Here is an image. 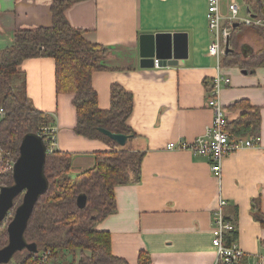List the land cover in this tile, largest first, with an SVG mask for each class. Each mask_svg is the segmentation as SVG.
Instances as JSON below:
<instances>
[{
    "label": "crops",
    "instance_id": "obj_1",
    "mask_svg": "<svg viewBox=\"0 0 264 264\" xmlns=\"http://www.w3.org/2000/svg\"><path fill=\"white\" fill-rule=\"evenodd\" d=\"M52 1L0 0V50L11 44L17 30L51 26ZM230 1L220 5L225 17ZM65 14L87 40L107 47V68L93 74L100 108L109 109L114 84L134 97L126 146L145 152L141 181L115 188L117 209L97 226L110 232L113 253L128 264H139L142 251L153 264H214L212 214L222 196L228 200L224 213L236 225L233 242L245 252L243 262L264 264V222L256 216L264 218L262 66L248 73L237 65L218 69L217 58L208 52L207 0H81ZM158 32L188 34L183 64L141 67L140 36ZM237 45L242 52L244 46L252 48L247 57L258 51L249 40ZM18 71L14 87L35 108L54 116V149L71 155L72 176L94 167L96 153L112 147L76 133L73 95L56 90L55 59L29 58ZM219 71L231 77L219 95L229 121L242 114L243 109L231 108L242 99L261 112L259 145L229 155L221 180L211 172L207 156L167 147L172 140L205 134L214 118L208 94Z\"/></svg>",
    "mask_w": 264,
    "mask_h": 264
},
{
    "label": "trees",
    "instance_id": "obj_2",
    "mask_svg": "<svg viewBox=\"0 0 264 264\" xmlns=\"http://www.w3.org/2000/svg\"><path fill=\"white\" fill-rule=\"evenodd\" d=\"M79 1L53 0L51 26L17 30L11 44L0 50V106L6 110L5 117L0 121V187L13 183V170L3 172L1 162H9V159L16 161L26 134H41L47 147L51 146L49 135L41 129L55 125L54 116L35 108L26 96L21 98L13 85L19 65L26 59L37 56L55 59L56 90L58 94L73 95L77 113L76 133L100 139L112 149L97 152L94 167L76 176L71 174L70 154L57 149L48 152L45 171L49 187L35 204L25 231L26 239L36 243L38 251L32 253L25 250V256L15 264H128L124 258L113 253L110 232L99 230L97 226L117 209L115 188L141 181L145 152L120 146L99 130L103 127L131 137L132 130L127 120L133 110L134 97L123 86L114 84L110 91L109 109L100 108L93 74L107 68L104 58L108 50L106 46L87 40L83 31L68 21L65 11ZM243 1L248 14L264 15V0ZM246 27L249 26L238 23L234 29L230 37L233 51L223 56V66L237 65L250 72L264 66V48L247 58L243 57V61L239 60L241 51L237 50L234 35ZM252 27L264 37V28ZM231 108L243 109L236 119H227V129L232 136L259 138L260 109L246 99L237 101ZM81 194L87 196L84 208L77 205ZM253 207L258 209L255 201ZM256 216L264 222L259 214ZM236 239L237 230H234L227 235V244ZM8 241L7 224L2 222L0 248ZM46 252H50L47 259L44 258ZM139 264H153L147 252L140 253Z\"/></svg>",
    "mask_w": 264,
    "mask_h": 264
},
{
    "label": "built area",
    "instance_id": "obj_3",
    "mask_svg": "<svg viewBox=\"0 0 264 264\" xmlns=\"http://www.w3.org/2000/svg\"><path fill=\"white\" fill-rule=\"evenodd\" d=\"M222 0H207V22L211 34V42L208 46L210 55L215 56L218 60V69L223 68L222 58L226 54L227 40L230 39L236 24L243 23L246 26H255L264 28V15L257 16L248 14V17L240 20V4L236 0L229 2L230 14L225 17L220 11ZM155 66H161L159 61H155ZM213 78L212 87L208 94V106L214 112V118L211 125L207 128L205 134L198 136L194 140H172L167 144L169 149L188 151L193 155L207 156L213 175L220 179L223 177L224 160L231 154L242 148H252L259 145V138L254 137H235L227 129V115L222 106L219 95L222 87L231 83L229 75L221 74ZM6 110L0 106V121L5 117ZM44 134L49 135L51 146L48 152L54 150L56 141V126H46L41 129ZM14 165V163H13ZM13 168V166H12ZM3 170L5 168H2ZM228 204L226 198L220 197L217 207L212 214V244L216 250V260L214 264H232L241 262L245 252L238 247L236 242L230 245L226 244L227 235L236 230L235 223L226 217L224 207ZM50 252L44 254L47 259Z\"/></svg>",
    "mask_w": 264,
    "mask_h": 264
},
{
    "label": "water",
    "instance_id": "obj_4",
    "mask_svg": "<svg viewBox=\"0 0 264 264\" xmlns=\"http://www.w3.org/2000/svg\"><path fill=\"white\" fill-rule=\"evenodd\" d=\"M237 26V24H236ZM140 65L143 68L155 66L158 60L160 65L183 64L188 58V34L186 32H158L155 34H142L140 36ZM244 56L252 52V48L243 47ZM233 51L230 39L227 40L226 53ZM248 73V70H243ZM99 130L116 141L120 146H125L130 136L121 132H113L100 127ZM48 147L41 134H26L20 145L19 156L13 165V183L0 187V223H2L10 210L15 208L12 220L8 223L7 230L9 241L0 248V264H7L17 252L28 250L32 253L38 251L34 242H28L25 231L29 219L39 198L47 191L49 179L46 175L45 165ZM22 196V201L16 206V198ZM87 196L81 194L77 198V205L84 208ZM232 264H244L234 262Z\"/></svg>",
    "mask_w": 264,
    "mask_h": 264
},
{
    "label": "rangeland",
    "instance_id": "obj_5",
    "mask_svg": "<svg viewBox=\"0 0 264 264\" xmlns=\"http://www.w3.org/2000/svg\"><path fill=\"white\" fill-rule=\"evenodd\" d=\"M239 4L241 6L240 12H239V19L243 20L245 18L248 17V9L244 3L243 0H238ZM235 39L237 40V42L239 41H243V40H249L250 42L253 43V45H255L256 49L259 51L261 48H264V37L261 36L254 27L249 26L247 29H241V31L237 32L234 35ZM233 38V39H234ZM259 38V40H258ZM239 50V48H238ZM241 56V58L239 57V60L243 59L242 54H239ZM243 61V60H242ZM264 75V66H262V76ZM18 90V89H17ZM18 94L20 95L21 98H23V92L21 90H18ZM3 164V168H5L4 170L2 169L3 172H7L9 169H12L13 166V159H9V162H1ZM22 200V196H20V198H16V205L18 206L20 201ZM15 213V208H12V210H10V212L8 213L6 219L3 221V223L8 226V223L10 220H12L13 216ZM26 252L25 251H20L17 252L14 257L11 259V261L9 262L10 264H15L17 262H19V260H21L24 256H25ZM69 256V254H68ZM79 257V254L77 255V258ZM69 258H71V255L69 256Z\"/></svg>",
    "mask_w": 264,
    "mask_h": 264
},
{
    "label": "flooded vegetation",
    "instance_id": "obj_6",
    "mask_svg": "<svg viewBox=\"0 0 264 264\" xmlns=\"http://www.w3.org/2000/svg\"><path fill=\"white\" fill-rule=\"evenodd\" d=\"M243 52L241 51V54H242ZM242 56H243V54H242Z\"/></svg>",
    "mask_w": 264,
    "mask_h": 264
},
{
    "label": "bare ground",
    "instance_id": "obj_7",
    "mask_svg": "<svg viewBox=\"0 0 264 264\" xmlns=\"http://www.w3.org/2000/svg\"><path fill=\"white\" fill-rule=\"evenodd\" d=\"M17 206V205H16Z\"/></svg>",
    "mask_w": 264,
    "mask_h": 264
}]
</instances>
